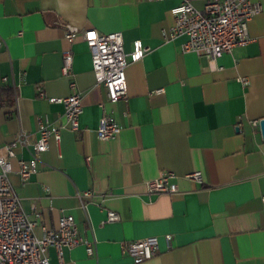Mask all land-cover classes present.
Instances as JSON below:
<instances>
[{
	"label": "crops",
	"instance_id": "0c3cea01",
	"mask_svg": "<svg viewBox=\"0 0 264 264\" xmlns=\"http://www.w3.org/2000/svg\"><path fill=\"white\" fill-rule=\"evenodd\" d=\"M207 1L190 3L202 10ZM252 1L261 5L248 24L252 41L211 69L182 52L185 37L163 38L181 0H0V148L27 136V146L13 150L9 182L22 212L38 214L37 237L70 215L94 241L92 257L79 246L59 261L48 249L49 264H134L122 247L147 237L158 238L159 250L140 264H264V139L252 124L264 119V0ZM65 27L78 33L72 44ZM90 30L123 38L127 90L115 104L95 84L82 39ZM135 42L149 51L131 63ZM65 50L83 95L79 130L62 129L58 145L50 139L37 172L22 182L18 161L30 159L38 120L65 124L63 107L47 101L71 93L61 76ZM102 116L120 126L115 140L97 139ZM167 172L181 194H148L147 182ZM193 172L200 184L185 178ZM84 192L91 196L82 209ZM108 211L121 221L103 224Z\"/></svg>",
	"mask_w": 264,
	"mask_h": 264
},
{
	"label": "built area",
	"instance_id": "2783aa9c",
	"mask_svg": "<svg viewBox=\"0 0 264 264\" xmlns=\"http://www.w3.org/2000/svg\"><path fill=\"white\" fill-rule=\"evenodd\" d=\"M157 2L163 0H145ZM191 0H181V3L170 10L174 25L169 34L163 32L166 41L178 37H185L182 52H192L198 57H204L209 67L214 68L215 61L224 53H230L235 47H242L251 42L248 34V24L261 13V5L252 0H208L202 10L195 9ZM64 39L72 44L78 33L65 27ZM82 39L86 44L91 59L92 74L96 85H102L107 99L115 104L126 98V69L128 62L123 51V38L120 33L101 35L94 30L84 32ZM149 49L140 42L133 44L130 62L140 61ZM61 76L68 80L70 95L65 98H47L48 103L63 107L65 124L54 127L45 119L37 122L36 142L32 145L30 159L18 161V175L22 182H26L37 172L39 157L48 149L50 139L58 145L61 140V130L70 132L79 130V118L82 114V93L78 89L72 74L73 54L65 50L61 54ZM1 81H5L2 79ZM246 83L245 81H243ZM162 90L156 91L161 93ZM38 97L45 98L42 90H38ZM260 121V120H259ZM259 121L252 122L253 126ZM121 132L118 123L112 118L102 116L96 131L100 141L115 140ZM18 145L27 146V136L21 132L16 140L0 148V264H49L48 249L55 250L59 261H62L63 250H71L82 246L88 257L94 255V241L86 239L76 227L73 217L61 216L58 228L53 230L41 227V236L35 235L36 220H31L20 207L17 197L9 182L12 172L10 161L15 158L14 148ZM88 161V159H87ZM187 180L201 183L200 172H193L185 176ZM175 176L167 172L160 178L147 182V192L152 195H180L181 192L173 180ZM91 196L90 192L77 195L80 207L85 208L82 201ZM118 214L108 211L103 224L118 223ZM169 249L170 236H164ZM159 250L157 237H147L135 240L122 247V253L129 256L134 264L149 261Z\"/></svg>",
	"mask_w": 264,
	"mask_h": 264
},
{
	"label": "water",
	"instance_id": "95a60500",
	"mask_svg": "<svg viewBox=\"0 0 264 264\" xmlns=\"http://www.w3.org/2000/svg\"><path fill=\"white\" fill-rule=\"evenodd\" d=\"M258 126H259V130H260L261 136L264 139V119L259 121V125Z\"/></svg>",
	"mask_w": 264,
	"mask_h": 264
}]
</instances>
